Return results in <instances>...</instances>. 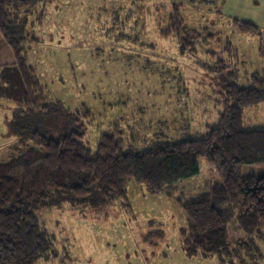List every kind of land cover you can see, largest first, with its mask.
Here are the masks:
<instances>
[{
  "label": "rangeland",
  "instance_id": "1",
  "mask_svg": "<svg viewBox=\"0 0 264 264\" xmlns=\"http://www.w3.org/2000/svg\"><path fill=\"white\" fill-rule=\"evenodd\" d=\"M173 7L199 33L194 50L181 53L173 33L164 38ZM27 9L18 14L30 37L26 57L56 111L18 115L22 105L0 83V161L8 160L20 133L56 138L76 130L68 116L80 121L94 148L115 128L125 151L202 138L222 112L216 58L223 55L241 86L254 73L264 75V0H42ZM233 20L256 25L262 35L239 33ZM243 115L245 130H264V104ZM198 164L199 175L155 196L129 182L127 206L40 210L56 255L39 264H219L216 256L188 257L183 249L181 204L206 199L220 181L217 168L204 158ZM261 174L258 166L242 170L243 177ZM235 232L231 240L240 236ZM257 245L263 256L257 262L264 264V237Z\"/></svg>",
  "mask_w": 264,
  "mask_h": 264
},
{
  "label": "trees",
  "instance_id": "2",
  "mask_svg": "<svg viewBox=\"0 0 264 264\" xmlns=\"http://www.w3.org/2000/svg\"><path fill=\"white\" fill-rule=\"evenodd\" d=\"M36 2L40 0H0V34L15 58L13 65L0 69L1 88L22 105L17 114L26 117L56 111L28 63L26 19H18L20 10L29 12L27 8ZM168 22L164 38L173 33L181 53L194 50L199 33L184 25L177 7ZM232 24L241 34L262 35L252 23L233 20ZM203 37L212 35L205 32ZM216 64L222 112L202 138L125 151L124 134L115 128L101 135L94 148L85 142L84 126L69 116L76 130L66 128L56 138L40 130L20 133L8 160L0 161V264H39L56 255L54 238L39 219L40 210L127 206L129 182L144 186L151 196L162 194L166 187L199 175L201 158L217 168L220 181L210 186L206 199L181 204L185 254L216 256L219 264L226 263L225 257L228 264L236 259L239 264L261 262L257 243L264 237V174L243 177L242 170L247 165L264 168V130L243 126L244 110L264 104V75L254 73L250 84L241 86L223 55ZM240 207L244 210L238 214ZM231 231L240 236L231 240Z\"/></svg>",
  "mask_w": 264,
  "mask_h": 264
},
{
  "label": "crops",
  "instance_id": "3",
  "mask_svg": "<svg viewBox=\"0 0 264 264\" xmlns=\"http://www.w3.org/2000/svg\"><path fill=\"white\" fill-rule=\"evenodd\" d=\"M41 1L42 0H40V2ZM14 62H15L14 54L11 48L9 47V45L6 43V41L3 39L2 35L0 34V69L2 67L11 66L14 64Z\"/></svg>",
  "mask_w": 264,
  "mask_h": 264
}]
</instances>
